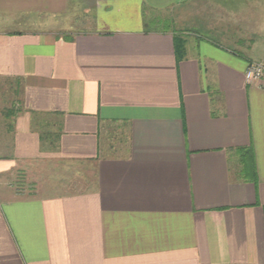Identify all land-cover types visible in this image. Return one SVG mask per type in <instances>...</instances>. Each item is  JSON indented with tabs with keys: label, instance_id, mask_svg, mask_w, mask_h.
<instances>
[{
	"label": "crops",
	"instance_id": "obj_1",
	"mask_svg": "<svg viewBox=\"0 0 264 264\" xmlns=\"http://www.w3.org/2000/svg\"><path fill=\"white\" fill-rule=\"evenodd\" d=\"M144 1L0 0V264H264V0Z\"/></svg>",
	"mask_w": 264,
	"mask_h": 264
},
{
	"label": "rangeland",
	"instance_id": "obj_2",
	"mask_svg": "<svg viewBox=\"0 0 264 264\" xmlns=\"http://www.w3.org/2000/svg\"><path fill=\"white\" fill-rule=\"evenodd\" d=\"M86 1L88 0H69V10L67 13L65 14H56L54 19H57L58 21H60V23H63L64 25L65 24H68V23H71L73 24L75 27L77 28H80L85 21L86 19L88 18V21H90V23L94 22V10L92 8V6L90 5L88 7V11L86 10L85 6L87 5ZM91 0H89L90 2ZM146 6L149 7V3H150V0H145L144 1ZM87 12V15L85 14ZM41 17H47V18H50L52 19L53 16L51 15H48V16H44V15H41ZM260 62H264V60L260 61ZM257 63V62H255ZM259 63V62H258ZM72 165H68V192H74V191H79L80 189H82V186L80 184V181L82 183H85L88 185V182L86 181L87 180V177H83L81 175V173L77 174L76 170L72 167ZM48 171H42L40 173H38V176L35 175L33 176V178H30V180L34 179L36 180L37 182V179H39V189H43L44 187L45 188H52L51 190L52 191H56L58 192L59 190H61L60 192H62V190H64L63 187L61 186H50V185H47V183L50 181L48 180ZM37 174V173H36ZM62 178L60 179H57V178H54V183H58V181H62L63 179H65V171L62 172ZM85 178V179H84ZM90 180V182H92L91 179H88ZM51 183H53L52 181H50ZM91 184V183H90Z\"/></svg>",
	"mask_w": 264,
	"mask_h": 264
},
{
	"label": "built area",
	"instance_id": "obj_3",
	"mask_svg": "<svg viewBox=\"0 0 264 264\" xmlns=\"http://www.w3.org/2000/svg\"><path fill=\"white\" fill-rule=\"evenodd\" d=\"M264 77V62L252 63L246 71V79L248 82L260 80Z\"/></svg>",
	"mask_w": 264,
	"mask_h": 264
},
{
	"label": "trees",
	"instance_id": "obj_4",
	"mask_svg": "<svg viewBox=\"0 0 264 264\" xmlns=\"http://www.w3.org/2000/svg\"><path fill=\"white\" fill-rule=\"evenodd\" d=\"M42 138H43V137H42ZM248 151H249V150H248ZM248 164H249L250 167H251L250 170L253 169V163H252V162L250 163V162L248 161V162H246V165H248Z\"/></svg>",
	"mask_w": 264,
	"mask_h": 264
}]
</instances>
